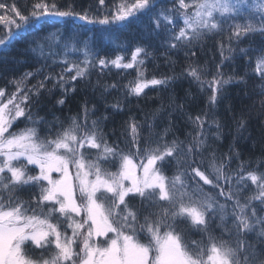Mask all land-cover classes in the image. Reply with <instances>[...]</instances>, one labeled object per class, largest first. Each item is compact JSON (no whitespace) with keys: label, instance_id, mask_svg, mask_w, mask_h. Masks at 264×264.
<instances>
[{"label":"snow or ice","instance_id":"obj_1","mask_svg":"<svg viewBox=\"0 0 264 264\" xmlns=\"http://www.w3.org/2000/svg\"><path fill=\"white\" fill-rule=\"evenodd\" d=\"M100 3L103 5L104 0ZM158 3L159 0H127L114 5L110 14L100 16L90 15L87 10L76 12L72 5L62 10L55 0H36L26 16L15 4L9 7L0 0V10L18 17L0 15V24L8 29L0 38V52L7 55L16 40L56 28L58 21L67 18H78L85 25L111 27L145 15L154 25L149 35L168 33L166 43L173 49L191 48L206 34L227 32L229 44L221 41L218 45L221 63L233 57L236 49L232 42L239 44L245 38L259 36V47L253 48L250 42L248 48H239V53L248 58L250 52L259 53L256 72L264 81V0H175L170 8L158 7ZM177 17L183 23L178 31ZM240 18L245 22H239ZM91 31L84 25L69 26L66 22L63 31L37 37L30 51L65 67L58 76L48 73L31 88L27 81L43 68L23 73L11 81L16 90L7 102L0 100V264H264V171H260L264 158L255 162L257 167H252L253 161L241 159L237 142L244 138L248 124L243 116L233 118L237 135L222 158L211 148L204 125L208 124L209 130L215 126L211 133L214 141L222 138L224 125L218 119L209 121L208 111L195 117L185 114L197 129L195 135L189 133L190 140H167L173 113L184 114L183 105L177 104L174 97H169L167 104L162 101L153 111L143 145L142 123L134 118L128 123L134 152L108 143L101 126L107 116L93 119L89 125L95 106L90 110L85 104L82 120L80 115L70 117L67 126L59 118L48 122L34 117L28 107L34 103L31 97H37L38 102L42 90L51 92L46 82L60 87L62 95L56 104L63 105L68 92L75 91V87L69 89L67 85L86 78L94 67L93 61L101 68L109 64L117 69L135 66L136 81L126 85L130 96L140 97L145 89L167 85L174 79L145 77L140 70L144 65L141 55L149 54L145 47L137 46L128 63L119 55L112 60L97 58L92 35L82 37V33ZM101 31L105 33L102 38L109 41L108 30ZM111 43L116 44V40L112 38ZM57 48L62 51L57 52ZM76 52L83 55V60L69 61L68 54ZM191 55L195 56V52ZM220 67L216 66L211 79L207 78L206 67L190 63L184 69L202 92L206 91L205 85L210 89L209 111L221 102L224 85L233 79H244H225ZM258 87L264 95V83ZM5 95V90L0 89V97ZM260 104L264 107V99ZM111 107L119 110V101ZM22 117L32 126L10 131ZM164 119L167 125L159 133L154 132L156 121ZM40 124L48 125L43 137L37 127ZM86 149L96 150L94 159H88ZM205 159L208 166L201 168ZM233 159L238 161L236 169L229 167ZM166 165L175 167L172 177L165 175ZM249 181L257 194L242 202L240 194ZM27 187L39 189V195L32 197L39 213L17 196ZM136 196L140 198V208L129 202ZM141 210L145 212L142 222ZM194 234L199 235L198 240L188 239ZM36 250H40L39 256L32 254Z\"/></svg>","mask_w":264,"mask_h":264},{"label":"trees","instance_id":"obj_2","mask_svg":"<svg viewBox=\"0 0 264 264\" xmlns=\"http://www.w3.org/2000/svg\"><path fill=\"white\" fill-rule=\"evenodd\" d=\"M9 7L13 4L19 9L23 15H28L32 5L36 0H2ZM51 3L52 0H47ZM57 5L63 10L68 5H72L74 11L83 12L88 11L90 15H104L110 14V10L114 5L127 0H104V4L100 0H55ZM134 2V0H133ZM191 2V0H186ZM175 3V0H159L158 7L170 8ZM0 15H11L15 17L14 13L0 10ZM18 19V17H15ZM69 26L84 25L87 29H91V33L84 32L82 37L92 35V47L97 51V58H105L107 60L115 59L116 56H122L123 62L128 63L131 60L132 51L137 46L145 47L149 53L147 56L141 55L140 59L144 60V65L141 71L147 79L153 77L163 79L165 77H173L167 85H159L145 89L144 94L140 97L128 94L126 85L130 82L134 84L137 78V68L134 66L130 69H117L109 64L105 68H101L93 61L94 67L90 68L89 75L84 79H79L75 82H70L67 87L69 89L75 87V91H69L65 97V104L58 105L56 100L61 98L62 92L59 86L53 87V82H46V89H51V92L42 90V94L37 102V97L32 96L34 103L29 104V108L35 116L43 117L46 121L52 122L54 118L64 122V126L69 123V118L80 115L82 120V108L85 104L91 110L95 106L94 115H89V125L91 120L103 118L107 116L108 119L102 123V130L108 143L113 146H118L125 152L131 150L135 151L131 146V135L128 123L134 118L137 122L142 123L140 129L141 145L149 135L148 122L154 110L158 109L163 101L167 104L169 97H174L177 104L183 105V113L175 112L172 116V129L168 135L167 140L171 141L173 138H178L181 141L187 142L195 135L197 129L187 119V115L192 117L203 115L208 111V120L218 119L224 125L222 131L223 136L220 140L214 141L211 133L215 132V126L208 129V124L204 127L209 136V143L211 148L217 153V156L222 158L225 153L229 151V145L233 144V138L237 135L236 124L234 117L241 116L247 120V130L243 137L238 140L237 148L242 153L241 159L244 161H253L252 167H257L255 163L258 159L264 158V107L261 106L260 100L264 99L258 85L264 83L256 72V56L258 52H250L249 57H245L239 53V48H248L251 42L253 48L259 47L260 38L254 36L245 38L239 44L232 42V46L236 49L233 57L224 60L221 63V56L219 51V42H223L226 46L229 44L227 32L206 34L201 40L194 41L191 48L181 46L179 48H170L168 43V33L161 31L159 36L155 33L149 35L150 29L154 27L145 15H140L138 19L130 18L129 21L121 22L115 25L102 26L99 24H86L84 21L72 18L61 20L57 22L56 28H47L45 31L38 33L27 34L22 38L16 40L8 49L7 55L0 52V89H4L6 95L0 97L1 100L7 102L12 92L16 90L15 85L11 81L18 79L25 72H36L43 68V71L38 75L29 78L27 87L31 88L36 85L38 81L42 80L45 75L51 73L58 76L61 72L62 65L60 63L53 64L52 59H45L30 51V46H35L37 37H43L49 31H63L65 23ZM239 22L244 23V18H240ZM183 26L182 20L177 17L176 31ZM15 30V25L12 26ZM107 29V34L110 37L109 41H105L102 37L105 33L101 30ZM230 31V30H229ZM8 29L0 24V38H4ZM116 40V44L111 43V39ZM118 45V46H117ZM47 52V48L45 49ZM61 52V49H55ZM186 52L188 53L186 55ZM195 52V56L191 55ZM227 55V51H225ZM69 61L80 62L83 60L81 53H69ZM206 67L208 69L207 78L211 79L212 74L216 72V66L221 65L220 71L226 79L229 76L234 78L243 77V81L233 79V81L223 88V97L221 102L214 110H208L207 98L211 95L210 89L202 92L200 85L193 82L190 77L186 75L184 69L190 64ZM115 84L117 87L113 88L111 85ZM120 103V109L114 110L111 106ZM231 108V111L227 109ZM157 127L154 132L159 133L164 126L167 125V119L163 121H156ZM28 125L25 118H19L10 129V131L17 132ZM39 134L43 137L47 134L48 125L40 124L37 126ZM56 129H53L55 133ZM155 139V137H153ZM207 157V151L205 152ZM238 161L232 160L230 169H236ZM201 168H207V159L200 165ZM32 167V166H30ZM165 175L172 177L175 173L174 166H165ZM264 171V167L260 168ZM207 188V186H206ZM257 194L254 186L249 181V186L240 194L241 201H245L249 196ZM39 195V189L36 187H27L17 193L20 200L28 202L31 207L36 208L35 202L32 200L33 196ZM131 205L136 208L141 207V201L138 196L129 198ZM257 208L260 205L253 202ZM145 212L141 210V222ZM188 239H199L198 234H194Z\"/></svg>","mask_w":264,"mask_h":264},{"label":"rangeland","instance_id":"obj_3","mask_svg":"<svg viewBox=\"0 0 264 264\" xmlns=\"http://www.w3.org/2000/svg\"><path fill=\"white\" fill-rule=\"evenodd\" d=\"M1 100V99H0ZM6 103V102H5ZM86 151V155H87V157H88V159H94L95 158V155H96V150L95 149H86L85 150ZM102 166L103 167H109V165H107V164H102ZM111 170L112 171H116V168L115 167H112L111 168ZM38 171V170H37ZM33 174H35V173H33ZM53 175V177L55 178V177H57V173H53L52 174ZM125 183H127V181L125 182ZM32 208H33V206H32ZM36 210H37V212L39 213V211H40V209L38 208V207H36ZM44 211L46 212L47 211V208H45L44 209ZM29 214H31V212H29ZM71 234V232L69 231V235ZM99 239H102V238H99ZM30 251H31V249H29ZM34 256H39V254H40V250H36L34 253H32ZM48 255V253L46 252L45 253V256H47Z\"/></svg>","mask_w":264,"mask_h":264}]
</instances>
